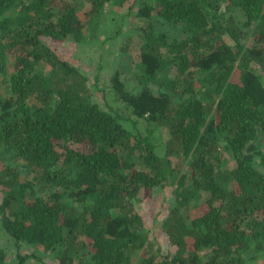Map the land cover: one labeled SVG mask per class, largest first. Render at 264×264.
<instances>
[{
	"label": "trees",
	"instance_id": "obj_1",
	"mask_svg": "<svg viewBox=\"0 0 264 264\" xmlns=\"http://www.w3.org/2000/svg\"><path fill=\"white\" fill-rule=\"evenodd\" d=\"M0 163V264H259L264 0H0Z\"/></svg>",
	"mask_w": 264,
	"mask_h": 264
},
{
	"label": "rangeland",
	"instance_id": "obj_2",
	"mask_svg": "<svg viewBox=\"0 0 264 264\" xmlns=\"http://www.w3.org/2000/svg\"><path fill=\"white\" fill-rule=\"evenodd\" d=\"M132 4L129 3L128 5L126 4L125 6L122 7H108L107 10L111 11V12H115V14L120 15V16H126L130 13L129 7ZM119 18V16H117ZM157 19V18H156ZM155 19V20H156ZM242 19V17H241ZM130 20H132V17L127 18L124 24V29L125 30H129L130 29ZM157 27L160 26V24H156ZM162 27L165 28L168 31L169 37L171 39L173 38H183L186 36V34L183 32L182 30V25H174V26H164L162 24ZM118 28L117 25H114L112 28L108 27L105 30V37L107 36H112V32L114 29ZM128 33H125V37L127 36ZM124 35L120 38V40L123 39ZM44 41L50 45L58 54L61 58L63 59H69L71 60L73 63L81 65L82 67H84L83 65V60L80 59L82 58V56L78 57V55L76 56L75 52H76V45L75 42L73 40L72 37H70L68 40H66L65 42H55L50 38H45ZM119 41H109L106 43L105 48L103 49V53H104V61L106 65H110L113 64L114 65H118L121 62V56L119 54ZM92 53V52H91ZM95 65V63H93ZM87 70L88 69H92V67L90 66V68L85 65ZM85 68V67H84ZM101 97V96H100ZM165 137H167V132H165L164 134ZM79 147H82L83 151H88V144H83ZM2 163H0V170L2 169ZM170 191V189H169ZM169 191H165V190H160L154 193V198L153 199H148L142 202L141 207L143 208L144 212L146 213V218H145V223L147 226H149L151 229V235L153 237H156L158 242L160 243V246L162 247V251L167 253V251H169V243H168V239L167 236L165 234H163V232L159 229L160 226L159 223L154 224L153 222V218L157 215L158 211L161 209V203L163 202V198L170 196V192ZM1 195V193H0ZM205 210V206L202 204L201 205V211ZM158 222V221H157ZM3 243H5V240L2 239ZM10 243H8V253H13V249L11 247ZM36 252L38 251V255H42L43 258V264H55L54 263V259L53 257L49 254V253H44L43 249H34ZM33 249L30 248V251H26L24 250V254L28 253V252H32L34 251ZM256 262H258L259 264H262L264 262V255H259V257L257 258ZM34 264H38V262H35Z\"/></svg>",
	"mask_w": 264,
	"mask_h": 264
}]
</instances>
